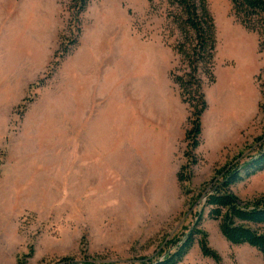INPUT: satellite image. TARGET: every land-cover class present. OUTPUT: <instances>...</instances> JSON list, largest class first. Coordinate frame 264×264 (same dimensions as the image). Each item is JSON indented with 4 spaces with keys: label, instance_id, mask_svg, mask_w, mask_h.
Here are the masks:
<instances>
[{
    "label": "rangeland",
    "instance_id": "rangeland-1",
    "mask_svg": "<svg viewBox=\"0 0 264 264\" xmlns=\"http://www.w3.org/2000/svg\"><path fill=\"white\" fill-rule=\"evenodd\" d=\"M207 4L214 79L182 191L189 108L168 77L177 58L165 1L89 0L77 33L70 0H0V264L157 257L192 226L213 171L253 154L264 134V31L242 26L229 0ZM233 191L264 194V170ZM200 227L220 263L194 242L177 264H263L206 214Z\"/></svg>",
    "mask_w": 264,
    "mask_h": 264
},
{
    "label": "trees",
    "instance_id": "trees-1",
    "mask_svg": "<svg viewBox=\"0 0 264 264\" xmlns=\"http://www.w3.org/2000/svg\"><path fill=\"white\" fill-rule=\"evenodd\" d=\"M151 6L152 0H147ZM165 29L167 37H173L171 48L176 55L175 66L168 71V77L178 89L183 103L189 108V127L184 134L186 143L182 170L188 176L178 173L177 180L182 191L189 180L192 167L198 159L195 149L200 144L201 115L207 107L205 87L213 82V56L216 46L214 18L207 0H164ZM236 19L248 30L264 31V0H229ZM74 11L72 19L80 31V16L89 0H70ZM75 43V38H74ZM73 43V42H72ZM261 99L258 114L264 116V81L260 83ZM255 151L244 156L239 153L217 167L210 178L202 183L195 204L192 226L181 237L165 239L157 257L140 256L129 264H177L187 254L194 242L203 256L220 263L219 253L208 243V235L200 227L204 215L218 222L221 235L231 244H248L260 252L264 264V232L258 225H264V194L242 201L233 191L240 182L264 170V134L256 138ZM187 191V190H186ZM201 197V200H200ZM199 200V201H198ZM29 255V254H27ZM48 264H78L73 257L63 256Z\"/></svg>",
    "mask_w": 264,
    "mask_h": 264
}]
</instances>
